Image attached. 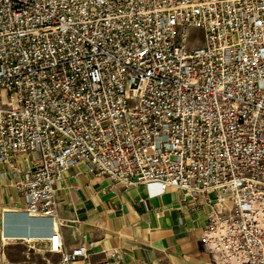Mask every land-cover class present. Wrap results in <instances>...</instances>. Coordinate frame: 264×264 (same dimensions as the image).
Returning a JSON list of instances; mask_svg holds the SVG:
<instances>
[{"label":"built area","instance_id":"obj_1","mask_svg":"<svg viewBox=\"0 0 264 264\" xmlns=\"http://www.w3.org/2000/svg\"><path fill=\"white\" fill-rule=\"evenodd\" d=\"M0 166L45 219L70 168L181 191L215 264H264V0H0Z\"/></svg>","mask_w":264,"mask_h":264},{"label":"crops","instance_id":"obj_2","mask_svg":"<svg viewBox=\"0 0 264 264\" xmlns=\"http://www.w3.org/2000/svg\"><path fill=\"white\" fill-rule=\"evenodd\" d=\"M26 165L24 158L18 159L21 176ZM5 170L0 166L3 264L55 261L58 255L48 251V239L55 232L67 251L91 244L88 258L75 264H214L199 242L209 210L191 205L181 191L125 188L82 167L70 168L57 184L55 216L45 219L25 212L24 198L15 191L13 179L1 176ZM113 253L119 261L110 256Z\"/></svg>","mask_w":264,"mask_h":264},{"label":"rangeland","instance_id":"obj_3","mask_svg":"<svg viewBox=\"0 0 264 264\" xmlns=\"http://www.w3.org/2000/svg\"><path fill=\"white\" fill-rule=\"evenodd\" d=\"M188 48L194 49L203 46V32L200 29H191L189 32ZM3 107H7V100H3ZM211 258V257H210ZM212 259V258H211ZM215 264V261L212 259Z\"/></svg>","mask_w":264,"mask_h":264}]
</instances>
